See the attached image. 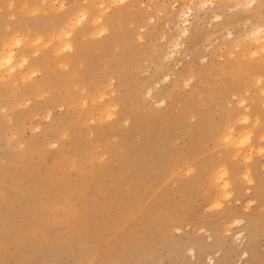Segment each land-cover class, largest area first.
Instances as JSON below:
<instances>
[{"label":"rangeland","instance_id":"1","mask_svg":"<svg viewBox=\"0 0 264 264\" xmlns=\"http://www.w3.org/2000/svg\"><path fill=\"white\" fill-rule=\"evenodd\" d=\"M174 1L0 0V46L48 57L0 69V264H264V45L247 36L264 0ZM82 11L71 49L29 26Z\"/></svg>","mask_w":264,"mask_h":264},{"label":"bare ground","instance_id":"2","mask_svg":"<svg viewBox=\"0 0 264 264\" xmlns=\"http://www.w3.org/2000/svg\"><path fill=\"white\" fill-rule=\"evenodd\" d=\"M127 0H98V2H97V7L98 8H102L103 10H108V9H110V7H111V5L112 4H117V3H121V4H123L124 2H126ZM174 1V0H173ZM206 1V0H205ZM243 1V0H242ZM96 2V1H95ZM201 2H202V0H201ZM211 2H212V0H211ZM251 2V1H250ZM252 2H253V0H252ZM179 4V3H178ZM177 2L176 1H174L173 2V4H172V8H177ZM197 4V3H196ZM199 4H200V2H199ZM203 4V3H202ZM204 4H205V2H204ZM92 5H94V3H92ZM201 5V4H200ZM210 5V4H209ZM252 5H253V3H252ZM203 6V5H202ZM58 7L61 9V7H62V4H60V5H58ZM93 7V6H92ZM196 7V6H195ZM199 8V7H198ZM255 8H257V7H255ZM183 9V8H182ZM190 9V8H189ZM192 9V8H191ZM191 9H190V11H191ZM201 9V8H200ZM251 9V8H250ZM86 10H87V8H86ZM179 10V9H178ZM178 10H177V13H179L180 12V10H179V12H178ZM198 10V9H197ZM214 10H215V8H214ZM88 11V10H87ZM87 11L86 12H79V14H73L72 12H71V15H70V13H69V15H62L61 17H57V19H54L55 21H52V20H49V23L47 24V23H44L43 22V24H40V23H38V24H35V25H29V26H31L32 28H34V29H37V30H39V31H47V29H48V31L49 30H51V28H52V26L53 25H55V27H59V28H61L60 29V31H61V35H57V37L59 38V44H60V46H59V48L57 49L58 51H60L61 49H63V50H67V49H71L72 48V46H70V44H69V37H70V35L74 32V30L76 29V28H78V27H81V26H83V24H85V22H86V19H87ZM217 11V10H216ZM218 12V11H217ZM102 13V12H101ZM192 13H193V11H192ZM181 14H182V12H181ZM184 15V14H183ZM212 15V14H211ZM214 15V14H213ZM216 15H218V14H216ZM215 15V16H216ZM220 15V14H219ZM102 16H103V14H102ZM101 17V16H100ZM100 17H98V18H100ZM209 17V16H208ZM219 16H216V18H218ZM102 19V18H101ZM181 19H183V18H181ZM188 17H187V15H185L184 16V19L182 20V23H183V27L181 28V30H180V32H179V37L181 38V37H184V36H186L189 32H188V26L190 25V23L188 22ZM98 21V20H97ZM96 21V22H97ZM180 22V21H179ZM58 24V25H57ZM253 26H254V24H253ZM256 26V25H255ZM254 26V27H255ZM251 27H252V25H251ZM99 28V27H98ZM26 29V28H25ZM247 32V31H246ZM81 33V32H80ZM225 33H228V32H225ZM248 34H247V36L249 37V41L248 42H250L249 44L250 45H255V46H257V47H259V46H261V45H264V29H259L258 27L256 28V29H250V31L249 32H247ZM56 34V33H55ZM231 34H233V33H231ZM230 34V35H231ZM246 34V33H245ZM194 36H192V38H193ZM24 36H21V35H11V37H9V38H6V39H3L2 40V45L0 46V69L3 67V66H5V65H7L8 67H7V70L5 71V73H7L9 76H10V74L12 73V72H14V71H17L16 69L19 67V66H24V67H26V66H45V65H47V63H48V61H47V59H48V57H44L43 58V60H37V61H35L36 59H33V60H31V61H28V56H29V54H27L26 52H25V54H22V53H20L19 55H17V52H16V48H15V46H20V47H24V46H26V44L28 43L27 41H24ZM232 39V38H231ZM230 39V40H231ZM190 40V39H189ZM197 40V39H196ZM235 40V39H234ZM194 41H195V39H194ZM194 41H192V42H194ZM237 42V41H236ZM173 44V49H175L176 50V48H178L179 46H180V43H178L177 41H175V42H173L172 43ZM239 43H237V45H238ZM28 45V44H27ZM240 46H242V45H240ZM248 46V45H247ZM256 47V48H257ZM255 48V47H254ZM38 51V50H37ZM253 52H254V50H253ZM251 53V52H250ZM255 53V52H254ZM173 54V53H172ZM171 54V55H172ZM175 55V54H174ZM67 58H65L66 59V61L69 59L68 58V56H66ZM4 68H6V66L4 67ZM118 72V71H117ZM31 73H34V72H31ZM0 75H1V71H0ZM2 78H5V77H3L2 76ZM189 83V82H188ZM232 86V85H231ZM27 88H30V90L31 91H35L38 87H28L27 86ZM151 92V91H150ZM147 93H148V90H147ZM264 93V92H263ZM150 94V93H149ZM148 98V97H147ZM54 100V99H53ZM246 100V99H245ZM55 101V100H54ZM54 101H49V102H47V103H45L44 104V107H49V106H51L52 105V103H54ZM158 102V101H157ZM166 102H165V100L163 99V100H160L159 101V103L157 104V106H164V104H165ZM243 103V102H242ZM241 103V104H242ZM115 105V104H114ZM243 105V104H242ZM248 105V104H247ZM248 107V106H247ZM246 108V107H245ZM47 110V109H46ZM247 110V109H246ZM245 110V111H246ZM253 111V110H252ZM255 111V110H254ZM253 111V112H254ZM48 112V111H47ZM248 112V111H247ZM246 112V113H247ZM49 113V112H48ZM47 113V114H48ZM249 113H251V111L249 112ZM255 113H257V112H255ZM246 115V114H245ZM48 116V115H47ZM249 117H251L250 115H248ZM247 116V117H248ZM50 117V116H49ZM247 117H243L241 120H242V122H244V124H245V122L247 123V121H249L248 119H247ZM252 118H256V115H255V117H252ZM250 120H251V118H250ZM256 123V122H255ZM254 123V124H255ZM252 124V123H251ZM249 125V124H248ZM253 126V125H252ZM256 126H257V124H256ZM223 129V128H222ZM251 129H253V128H250V130ZM231 130H232V128H231ZM253 131V130H252ZM255 131V130H254ZM254 131H253V133H254ZM224 132V131H223ZM222 132V133H223ZM233 132V131H232ZM243 136H245V138H246V142H247V139L249 140V137H250V133L248 132V133H246L245 134V131H244V134L243 133H241ZM240 134V135H241ZM222 135V134H221ZM227 136H226V139L227 140H231L232 141V144L234 145H237V140L236 141H233V139H234V135L231 133V132H229L228 134H226ZM239 135V136H240ZM253 135V134H252ZM243 140V139H242ZM243 141H245V140H243ZM250 141V140H249ZM230 144V143H229ZM248 144V143H247ZM250 144V143H249ZM231 147H232V145H231ZM233 147H235V146H233ZM261 146H259V148H260ZM256 149L258 150H256V152H257V154L258 153H260V155H261V153L263 154V152L262 151H264V149H258L257 147H256ZM253 150H254V148H253V146H250L249 147V154L247 153V154H244V156H243V160H244V162H245V166H246V169H244V172L242 171V176H243V178L244 179H246L247 180V182H246V180H245V184H248V185H253V183H256V182H254L253 181V177L251 176V170H250V163H251V160L253 159V156L254 155H252L253 154ZM256 152H255V154H256ZM237 155H239V153H237ZM237 155H235V156H237ZM240 156V155H239ZM223 168H225V167H223ZM221 169V168H220ZM216 172H217V170H216ZM229 172V171H228ZM228 172H227V170L225 169H221V170H219L218 172H217V175H216V179H217V184H218V187H219V189L222 191V193H223V195L226 197V198H229L231 195H232V193L230 192V191H232V190H229V188L231 187H229V181H228ZM216 184V185H217ZM255 189H257V188H255ZM246 193H250L249 192V190H246L245 191ZM225 198V199H226ZM220 199H222L221 197H220ZM231 199V198H230ZM219 200V199H218ZM217 200V201H218ZM221 205V204H220ZM232 218V216L230 217V219ZM228 219V218H227ZM230 219H228V220H230ZM238 220H239V218H238ZM245 222V221H244ZM250 222V221H249ZM251 223V222H250ZM231 224H233V223H231ZM234 225L236 226H245L244 228L246 229V225H243V222L242 221H234ZM252 225H254V224H252ZM249 228H250V226H249ZM253 228V227H252ZM242 230V229H241ZM252 231V230H251ZM242 233H241V235L240 236H238L237 238L241 241L244 237H245V234H246V232L244 231V229L241 231ZM249 235H247V238L248 239H252V236H250V233H248ZM239 235V234H238ZM244 249H246V248H244ZM246 250H248V249H246ZM243 255V257H246L247 255H248V252L247 251H244L243 252V254H241V256Z\"/></svg>","mask_w":264,"mask_h":264}]
</instances>
